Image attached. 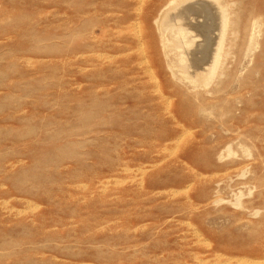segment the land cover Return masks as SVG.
Returning a JSON list of instances; mask_svg holds the SVG:
<instances>
[{
	"label": "rangeland",
	"instance_id": "1",
	"mask_svg": "<svg viewBox=\"0 0 264 264\" xmlns=\"http://www.w3.org/2000/svg\"><path fill=\"white\" fill-rule=\"evenodd\" d=\"M0 264H264V0H0Z\"/></svg>",
	"mask_w": 264,
	"mask_h": 264
},
{
	"label": "bare ground",
	"instance_id": "2",
	"mask_svg": "<svg viewBox=\"0 0 264 264\" xmlns=\"http://www.w3.org/2000/svg\"><path fill=\"white\" fill-rule=\"evenodd\" d=\"M203 2V1H202ZM199 4H201L200 5V7L202 6V3H199ZM203 5H204V3H203ZM208 5V4H207ZM203 8H205V7H203ZM206 9H211V8H206ZM206 9H205V12H206ZM181 10V9H180ZM189 10H191L192 12H190ZM209 10H208V12H209ZM178 11V10H177ZM213 11V10H212ZM180 12V11H179ZM186 14H188V16H190V15H193V9L192 8H189V7H187V8H183L182 10H181V12L180 13H176V14H174V15H178V17H180V20H181V18L183 19V21H185L186 22V19L184 20V18L185 17H188V16H186ZM168 17H170V16H168ZM216 17V16H215ZM171 19V18H170ZM188 19V18H187ZM190 19V18H189ZM173 20V19H172ZM182 21V22H183ZM189 22V21H188ZM222 26H221V36H222V34H223V30H224V21H222ZM220 28V27H219ZM215 29H217V28H215ZM219 32V31H218ZM220 34V33H219ZM209 40V39H208ZM210 42V41H209ZM212 43V42H211ZM210 43V44H211ZM214 43V42H213ZM220 43H221V37H220V39H219V42H218V46L220 47ZM207 44V43H206ZM208 46H210V45H208ZM213 46V45H212ZM218 47V49L216 50V53H215V55L214 54H212V56L214 55V58H213V65H212V71L210 72V75H212L213 74V72L216 70V66H217V64H218V60H219V48ZM208 48V47H207ZM210 48H211V46H210ZM202 50H204V49H202ZM206 50V49H205ZM211 50H212V48H211ZM202 52V51H201ZM203 53H206V51L204 52L203 51ZM208 53V52H207ZM214 53V52H213ZM142 54H144V53H142ZM196 54V53H195ZM208 54H211L210 52L208 53ZM193 56H195V55H193ZM201 56V55H200ZM204 56H205V54H202V56L201 57H203V61H204ZM210 56V55H209ZM208 56V57H209ZM211 57V56H210ZM199 60H200V58H199ZM199 60H197V61H199ZM207 60H208V58H207ZM207 60H205L204 62H207ZM141 61V60H140ZM209 61V60H208ZM210 61H211V59H210ZM191 62H192V60H191ZM194 63V62H193ZM195 63H197L198 64V62H195ZM201 63H202V61H201ZM199 64H200V62H199ZM206 64H208V62L206 63ZM211 64V63H210ZM202 65V64H201ZM201 65H199V66H201ZM194 66V65H193ZM196 66V65H195ZM210 67V66H209ZM208 69V68H207ZM206 69V70H207ZM199 70V69H198ZM193 74V73H192Z\"/></svg>",
	"mask_w": 264,
	"mask_h": 264
}]
</instances>
